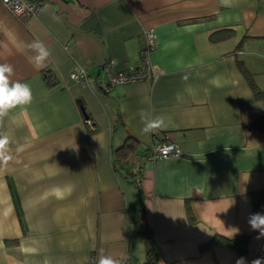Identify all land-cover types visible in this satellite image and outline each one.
<instances>
[{"label": "crops", "instance_id": "1", "mask_svg": "<svg viewBox=\"0 0 264 264\" xmlns=\"http://www.w3.org/2000/svg\"><path fill=\"white\" fill-rule=\"evenodd\" d=\"M40 1L24 22L0 1V63L33 95L0 120L10 137V158L0 161V264H97L101 253L149 264L145 228L156 264H251L264 251L249 224L264 214L253 206V192L264 189V122L254 124L264 99L238 61L264 92V0ZM150 29L158 79L105 90L108 64L114 73L142 64ZM217 32L230 34L214 40ZM34 40L51 52L42 69L28 59ZM80 70L92 80L73 81ZM142 109L166 127L142 133ZM127 137L137 150L117 170ZM166 140L180 155L149 160L153 143ZM215 235L248 236V251L225 242L201 250Z\"/></svg>", "mask_w": 264, "mask_h": 264}, {"label": "clouds", "instance_id": "2", "mask_svg": "<svg viewBox=\"0 0 264 264\" xmlns=\"http://www.w3.org/2000/svg\"><path fill=\"white\" fill-rule=\"evenodd\" d=\"M30 49L29 62L37 69L45 67L46 61L51 56L50 50L40 40H34L27 45ZM14 68L10 63H0V120L6 117L9 112L20 106H27L32 102L33 95L29 84L13 80ZM143 124L142 133L149 134L157 129L166 127V120L163 116H152L145 110L138 113ZM10 137L7 133L0 132V161H7L9 157ZM56 195H61L60 189H54ZM9 209H4L7 214ZM249 224L253 230L264 236V214L254 213L249 218ZM97 264H119V260L101 253ZM236 264H247L244 257L237 259ZM251 264H264V259H254Z\"/></svg>", "mask_w": 264, "mask_h": 264}, {"label": "built area", "instance_id": "3", "mask_svg": "<svg viewBox=\"0 0 264 264\" xmlns=\"http://www.w3.org/2000/svg\"><path fill=\"white\" fill-rule=\"evenodd\" d=\"M20 21H26L35 15L40 7V0H0ZM145 47L142 50V64L138 68H130L123 73H114L111 66H106L107 79L102 83L105 90L115 84H129L134 82H154L158 79L160 73L153 67L150 61V53L156 46V33L153 29L144 33ZM70 78L77 82H88L92 79L87 75L85 70L72 72ZM182 149L176 143L166 140L154 142L151 146L147 158L156 160L170 156H178ZM258 258L264 259V251L258 254ZM86 264H95V258H90ZM119 264H130L128 258H123Z\"/></svg>", "mask_w": 264, "mask_h": 264}, {"label": "trees", "instance_id": "4", "mask_svg": "<svg viewBox=\"0 0 264 264\" xmlns=\"http://www.w3.org/2000/svg\"><path fill=\"white\" fill-rule=\"evenodd\" d=\"M230 33L224 32V33H219L217 32L216 34L212 35V38L214 40H219L222 39L226 36H228ZM239 68L246 78L250 88L252 89V92L254 94V97L258 100L264 99V92L258 87V85L255 83L253 79L252 73L248 70V68L244 65L242 61H238ZM44 79L48 83V85H55L57 84V80L53 73H51L50 70H45L43 72ZM78 103L81 107V109H84V105L82 104L81 100H78ZM84 115H86V123H90L91 117L88 116V114L84 110ZM264 119L260 118L255 121V125H258L260 123H263ZM138 146V140L134 137H127L125 141L123 142L122 145H120L118 148H116V158L113 161V166L115 169H119L120 167L125 166V163L128 162V159L130 156L137 150ZM135 175V174H134ZM138 184L139 187V181H133ZM189 203V200L188 202ZM253 206L255 211H264V189L258 190L253 192ZM143 211V209H141ZM188 218L190 221H194L195 217L193 213L191 212V209L188 207ZM141 220L143 222V227H147L146 223L144 222L143 216L141 217ZM144 236H145V246H146V258L149 264H156L157 263V258H158V253L157 250L155 249L154 246V240H153V233L146 228L143 231ZM248 241L249 238L248 236H239L236 238H228L226 236L222 235H215L205 242H203L200 245L201 250L208 249L215 244L225 242L227 243L230 247H232L238 254L242 255L245 254L248 251Z\"/></svg>", "mask_w": 264, "mask_h": 264}, {"label": "rangeland", "instance_id": "5", "mask_svg": "<svg viewBox=\"0 0 264 264\" xmlns=\"http://www.w3.org/2000/svg\"><path fill=\"white\" fill-rule=\"evenodd\" d=\"M137 158H141V159L144 158V157L141 156V152H139V153L133 155V157H132V161H133V162L136 161Z\"/></svg>", "mask_w": 264, "mask_h": 264}]
</instances>
